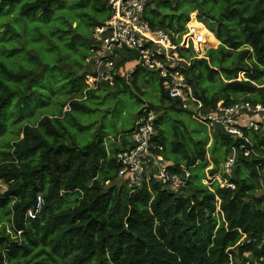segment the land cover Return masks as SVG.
Here are the masks:
<instances>
[{"label":"trees","instance_id":"1","mask_svg":"<svg viewBox=\"0 0 264 264\" xmlns=\"http://www.w3.org/2000/svg\"><path fill=\"white\" fill-rule=\"evenodd\" d=\"M16 1L0 0V9L10 6L18 20L35 16L32 22L38 26V15L52 19L56 14L53 5L59 0H32L20 11ZM87 6V16L95 18L94 33L111 16L108 0H90ZM192 12L216 25V36L195 15L189 25V36L195 42L213 48L205 58L184 68L195 94L207 107L219 102L264 106V0H152L145 19L153 29L171 33L179 44ZM94 45L92 37L89 51ZM125 56L118 66L125 63ZM183 57L187 59L184 53ZM89 72L87 67L85 75ZM144 72L138 70L131 82L139 91L140 82L150 83L141 80ZM0 73L18 82L30 76L1 61ZM159 83L160 105L168 109L166 113H187L165 93L160 78ZM103 87L129 90V84L119 79L114 86L104 85L87 95ZM85 89L86 85L83 94ZM15 94L0 79V129L1 115ZM87 100L72 98L70 112L82 108ZM149 107L159 112L157 106ZM161 117L155 122L154 142L164 148L162 156L175 162L178 170L186 168L191 173L188 183L177 191L158 182L133 193L125 180L115 185L120 170L117 155L132 147L137 122L112 149L104 138L86 146L67 145L58 118L44 117L36 126L25 127L12 159L0 164L8 210V223L0 226V264H264V195L257 196L264 188V120L258 130H244L248 142L234 141L219 128L211 133L207 130L209 136L214 135L209 161V136L198 138L191 149L184 136L182 140L176 137L169 148L160 128ZM176 134L182 135L181 130ZM170 151L179 159H172ZM230 156L235 157L234 168L229 174L222 173L235 188H223L217 180L212 186L205 185L204 170L212 162L209 175L214 177ZM200 164L203 171L198 172ZM66 194L74 195L73 205L56 212L54 204ZM39 197L42 209L32 220L27 212L36 207Z\"/></svg>","mask_w":264,"mask_h":264},{"label":"rangeland","instance_id":"2","mask_svg":"<svg viewBox=\"0 0 264 264\" xmlns=\"http://www.w3.org/2000/svg\"><path fill=\"white\" fill-rule=\"evenodd\" d=\"M31 1L17 0L15 6L20 11L24 4ZM89 1L59 0L53 5V14L54 12L56 14L52 19L45 20L41 14L38 15L36 21L43 24L38 26L32 22L35 16L21 17L18 20L10 6L0 9V61L14 71H27L30 75L18 82L0 73V79L16 92L1 115L0 164L12 159L14 145L22 139L21 133L24 128L36 126L44 117L60 119L59 127L67 134V145L86 146L99 138H104L112 149L113 143L126 136L125 133L132 131L145 102L159 109L157 114L162 116L160 128L164 132L169 148L176 137L182 140L184 136L191 149L193 142L198 141V138L204 140L209 136L208 128L193 120L188 112L178 113L170 110L166 113L168 109L160 105L159 77L156 73L146 70L141 80L147 79L150 83L140 82V91L131 83L129 90L103 87L101 91L87 95L88 100L83 103L82 108L74 109L70 113L65 112L72 98L81 100L84 97L83 89L86 85L84 76L87 68L85 58L89 53V41L94 36L92 21L95 19L87 16ZM196 13L192 12L190 16ZM190 22L191 18L186 25L187 35L190 34ZM198 22L203 23L215 35L216 25L202 19H198ZM174 36L179 38L175 32ZM188 38L193 42V38ZM24 44L27 45V49L24 48ZM198 49L201 51L202 47L198 45ZM211 49L213 48H204L201 51L203 55L201 58H205ZM186 55L188 62L193 63L198 59L191 46ZM176 128L181 130L182 135L176 134ZM213 138L214 135L210 134L207 147L209 161L212 159ZM219 153L223 154V150ZM169 156L172 159H179L172 151L169 152ZM225 163L222 162L219 173L212 177L209 175L213 168L211 162L210 167L204 170L206 178L203 183L212 186L217 180L221 187H227L225 175L222 173ZM196 170L203 171L201 164ZM209 177L212 179L209 180ZM121 182L124 181L119 179L115 185L121 186ZM4 191L5 189L0 188V224L2 223L0 226H6L8 223V210L3 200ZM262 195L264 188L257 192L258 197ZM73 198L74 195H64L63 199L54 204V210L59 212L71 207L74 203ZM47 251H50L49 247ZM57 258L61 259L62 256Z\"/></svg>","mask_w":264,"mask_h":264},{"label":"built area","instance_id":"3","mask_svg":"<svg viewBox=\"0 0 264 264\" xmlns=\"http://www.w3.org/2000/svg\"><path fill=\"white\" fill-rule=\"evenodd\" d=\"M151 1L108 0L111 16L102 26L94 29L95 45L85 59L90 72L84 76L86 89L80 101L87 99L89 91H96L104 85L112 87L119 79L130 84L137 71L143 69L156 73L169 98L178 100L192 119L207 127L209 133L219 128L234 141L248 142L244 130H258L259 123L264 118V106L249 102L227 106L219 102L215 107H207L195 94L183 72L185 67L192 64L183 57V53L186 55L192 43L196 58L201 59L204 43L195 42L194 39L192 42L186 33L177 44L171 33L153 29L145 19L146 9ZM194 15L198 20V14ZM198 45L202 47L201 51ZM124 55L125 63L118 66ZM70 110L68 105L65 112ZM141 112L131 134L132 147L117 155L120 164L119 179L129 183L130 193L144 185H150L151 182H158L174 191L180 190L188 183L191 173L186 168L178 170L175 162L162 156L164 148L154 142L158 114L146 102ZM248 154L247 152L246 155ZM234 165L235 157L230 156L224 164V173H231ZM226 185L227 188H235L234 185ZM0 188L6 189L1 181ZM41 209L42 200L39 197L36 207L27 212L28 218L36 219ZM17 234L21 236V232Z\"/></svg>","mask_w":264,"mask_h":264},{"label":"crops","instance_id":"4","mask_svg":"<svg viewBox=\"0 0 264 264\" xmlns=\"http://www.w3.org/2000/svg\"><path fill=\"white\" fill-rule=\"evenodd\" d=\"M137 122V121H136ZM106 145L109 147V145L106 143Z\"/></svg>","mask_w":264,"mask_h":264},{"label":"clouds","instance_id":"5","mask_svg":"<svg viewBox=\"0 0 264 264\" xmlns=\"http://www.w3.org/2000/svg\"><path fill=\"white\" fill-rule=\"evenodd\" d=\"M190 18H191V16H190Z\"/></svg>","mask_w":264,"mask_h":264}]
</instances>
